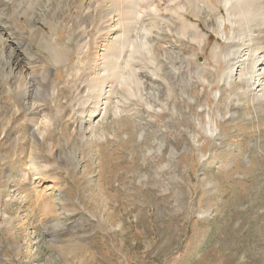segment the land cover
<instances>
[{"label": "rangeland", "instance_id": "1", "mask_svg": "<svg viewBox=\"0 0 264 264\" xmlns=\"http://www.w3.org/2000/svg\"><path fill=\"white\" fill-rule=\"evenodd\" d=\"M157 1L165 22L175 19L169 39L68 47L62 63L48 39L64 41L77 15L36 20L47 40L36 45L27 15L14 12L48 75L25 70L27 82L49 89L21 97L8 62L0 67V264H264V99L224 77L233 26L222 2L177 0L175 16ZM141 14L136 26L151 29ZM104 64L115 74L96 102L86 73Z\"/></svg>", "mask_w": 264, "mask_h": 264}, {"label": "bare ground", "instance_id": "2", "mask_svg": "<svg viewBox=\"0 0 264 264\" xmlns=\"http://www.w3.org/2000/svg\"><path fill=\"white\" fill-rule=\"evenodd\" d=\"M94 1L97 2V4L95 3L92 12H90V9L92 7L90 8V6H87L85 4L83 5V1L80 2L78 0H58L57 2H53L50 0H0V67L3 66L2 64L4 62H8L6 64V67L2 71L6 75H9L14 79L15 90L20 93L19 95H21V97H27L31 95V92L33 90H35V92H42L47 88L49 89V83L45 84L44 82L40 83L39 85H35L30 81L27 82L25 70L27 72H39V76L43 77L44 79L48 75H46L47 73L45 72V66L41 64V58L30 50L28 40H26L23 35L17 32L18 29L16 28L12 20L15 11H18V13L20 14L25 13L27 15L26 24H30L34 28V30L30 34L32 43L36 45H42V42L44 41H46L47 43L42 29L35 23L36 20L40 21L45 19L46 23H48L47 21L55 22L59 19L57 17V14H59L57 10H63L70 14L73 13L77 15V17L74 18L71 22L70 26L67 27L68 36L64 41H59L57 37L58 35H56L54 38L48 39L49 46H51L50 54L52 55L53 61L57 63H62L67 60V56L70 55V53H67L68 47H77L82 44L96 45L97 42L100 41L104 43L106 42L104 45L115 47L127 46L130 44L147 46V44L149 43L153 46L157 44L156 42L161 43V38L164 37V39L166 40L167 38L169 39L171 35H169V33H171L172 31L170 22L172 24V20L175 21V19L172 18L174 16H169V18L166 20L167 22H165V20L160 15L161 13H159L157 8L155 7L157 4L155 3L156 5H153V0H110V4H108L110 11H106L108 2L107 0ZM176 1L177 0H169V8H166L169 9V11L172 12L175 16L178 15L180 10L179 7L174 8L176 5ZM219 2H222L224 7L223 9H225V12L227 13L229 18L228 21L232 24L231 26H233L232 33L230 35L231 44L228 48V53L224 55V77L228 78L236 75L241 76L246 87L245 93L253 97L255 96L257 100L264 99V0H219ZM196 7L198 6L196 5ZM143 9L145 10L142 11ZM163 11L164 10H162V12ZM110 12L113 15L112 18L110 16ZM202 12L209 15V18L211 19V24L209 23V27L212 29V31L220 34V32L218 31L219 28L217 26V18H211L212 12L211 15L206 10L204 11V9L202 10ZM140 13H142L141 15L144 16V21H141L143 23H146L147 26H153L151 27V29L149 27H146L145 24L144 29L143 27H141L142 29H140L138 26H136V20ZM154 13L156 14L154 15V18L152 17L151 19H149L150 17H148L147 19H145L146 15L152 16L151 14ZM113 17H117L116 21L114 22L115 25L107 26L109 22H111V24L113 23ZM222 18L223 17L221 16V19ZM162 21H164L166 26L165 24L163 25ZM92 22H95L97 24L95 25L96 27H90V24ZM138 24L140 25V23ZM161 25L165 27L163 28ZM147 28H149L150 30H148ZM139 29L140 31H148L147 35H153H149L148 38V36L145 35L146 33L144 32V38L140 37L138 31ZM113 31L114 33L112 34ZM118 31L119 33H116ZM95 32L99 33V35H96ZM177 34L176 37H174L175 35L173 37L174 41L178 43L179 39L177 38ZM182 35H184V33ZM107 36L109 37V39ZM101 38H104V40L102 41ZM182 40H180V42ZM166 44L171 47H175L176 45L173 41L169 40L166 41ZM107 50H109V47ZM18 52L22 55V59H24V66H22L21 64L18 65V62H20L19 60H17L18 55L16 53ZM149 52H152L151 49H149ZM109 55L110 54L106 52L104 57L105 60H108ZM230 55H234L232 59L233 61L231 60L232 62L228 59ZM14 59L16 61H14ZM86 59L91 58L87 57ZM151 59L156 62L154 57H151ZM69 67L71 66L69 65ZM88 71L89 72L86 73V77L90 76V79L87 81L88 83H85V87L89 88V92L91 94L94 93L92 98L94 97L93 99L97 102L96 98L100 95V87L103 88L107 81L111 78V76L115 74V72L113 71L111 65L107 66L106 64L103 65L102 70L100 71L101 74H99V76H97L99 72L96 71L95 67H91ZM158 76L159 74L155 72L152 73L151 76H148L146 78L149 83H154V77L158 78ZM135 80L136 81L133 84L135 86V89L139 91V89H141V83L137 81L136 76ZM7 89H9V87H7ZM149 94L152 98H156L154 94ZM157 99L158 97L156 98V100ZM157 102H159V99L157 100ZM82 110H85V113L90 111L85 107H83ZM92 110L93 112H95L94 106L92 107Z\"/></svg>", "mask_w": 264, "mask_h": 264}]
</instances>
